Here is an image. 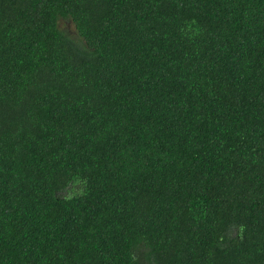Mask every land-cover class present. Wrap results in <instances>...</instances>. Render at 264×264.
I'll use <instances>...</instances> for the list:
<instances>
[{
	"label": "trees",
	"instance_id": "obj_1",
	"mask_svg": "<svg viewBox=\"0 0 264 264\" xmlns=\"http://www.w3.org/2000/svg\"><path fill=\"white\" fill-rule=\"evenodd\" d=\"M0 264H264V0H0Z\"/></svg>",
	"mask_w": 264,
	"mask_h": 264
},
{
	"label": "rangeland",
	"instance_id": "obj_2",
	"mask_svg": "<svg viewBox=\"0 0 264 264\" xmlns=\"http://www.w3.org/2000/svg\"><path fill=\"white\" fill-rule=\"evenodd\" d=\"M61 30L74 42L80 44V39L76 33L75 27L70 20L63 19L60 23Z\"/></svg>",
	"mask_w": 264,
	"mask_h": 264
}]
</instances>
